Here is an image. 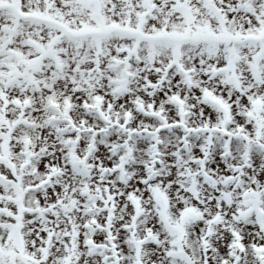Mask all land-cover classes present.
I'll use <instances>...</instances> for the list:
<instances>
[{"label": "snow or ice", "instance_id": "obj_1", "mask_svg": "<svg viewBox=\"0 0 264 264\" xmlns=\"http://www.w3.org/2000/svg\"><path fill=\"white\" fill-rule=\"evenodd\" d=\"M0 264H264V0H0Z\"/></svg>", "mask_w": 264, "mask_h": 264}]
</instances>
